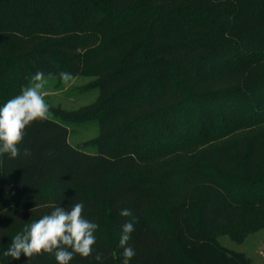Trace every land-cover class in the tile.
Returning a JSON list of instances; mask_svg holds the SVG:
<instances>
[{
	"label": "trees",
	"instance_id": "16d2710c",
	"mask_svg": "<svg viewBox=\"0 0 264 264\" xmlns=\"http://www.w3.org/2000/svg\"><path fill=\"white\" fill-rule=\"evenodd\" d=\"M38 71L92 77L99 94L51 106L60 120L0 156V264H57L2 253L76 202L104 258L71 264H123L129 220V264H252L217 234L264 228V0H0V106ZM92 119L98 135L72 145L68 126Z\"/></svg>",
	"mask_w": 264,
	"mask_h": 264
},
{
	"label": "clouds",
	"instance_id": "9594fccd",
	"mask_svg": "<svg viewBox=\"0 0 264 264\" xmlns=\"http://www.w3.org/2000/svg\"><path fill=\"white\" fill-rule=\"evenodd\" d=\"M59 78L64 84L74 79L65 71L59 73ZM47 83L45 74L38 71L30 77L28 86L22 88L20 94L0 106V156L19 157L26 129L34 122L49 118L51 105L46 102L44 91ZM23 155L30 156V149L24 148ZM83 213V202L72 203L69 208L56 206L50 214L31 222L23 232L16 234L7 250L3 251V257L19 260L23 255L29 261L36 255L48 254L55 257L57 264H71L79 255L102 261L103 253L95 250V233L99 225L89 221ZM119 215L131 217L133 214L124 208ZM135 230V223L131 220L122 225L119 246L123 249V264H129L136 255L129 244Z\"/></svg>",
	"mask_w": 264,
	"mask_h": 264
},
{
	"label": "rangeland",
	"instance_id": "374dc122",
	"mask_svg": "<svg viewBox=\"0 0 264 264\" xmlns=\"http://www.w3.org/2000/svg\"><path fill=\"white\" fill-rule=\"evenodd\" d=\"M48 83L45 86L46 102L51 106H61L64 109L75 110L96 100L99 94L97 88H86L85 85L92 79L89 76H76L64 84L54 76H47ZM49 118L60 120L51 112ZM69 142L74 146L84 147L85 143L98 135V123L96 119L82 123H71L69 126ZM88 152H95V146L85 147ZM219 240L225 246L245 252L252 264H264V228L246 234L241 240H236L227 234H217Z\"/></svg>",
	"mask_w": 264,
	"mask_h": 264
}]
</instances>
